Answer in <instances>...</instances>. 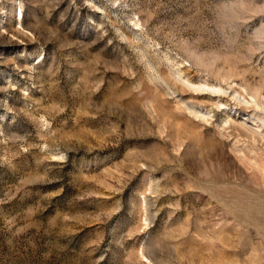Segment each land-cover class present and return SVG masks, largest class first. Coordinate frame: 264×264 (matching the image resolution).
<instances>
[{
	"label": "rangeland",
	"instance_id": "374dc122",
	"mask_svg": "<svg viewBox=\"0 0 264 264\" xmlns=\"http://www.w3.org/2000/svg\"><path fill=\"white\" fill-rule=\"evenodd\" d=\"M0 264H264V0H0Z\"/></svg>",
	"mask_w": 264,
	"mask_h": 264
},
{
	"label": "bare ground",
	"instance_id": "6f19581e",
	"mask_svg": "<svg viewBox=\"0 0 264 264\" xmlns=\"http://www.w3.org/2000/svg\"><path fill=\"white\" fill-rule=\"evenodd\" d=\"M255 132V131H254Z\"/></svg>",
	"mask_w": 264,
	"mask_h": 264
}]
</instances>
